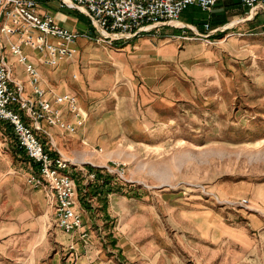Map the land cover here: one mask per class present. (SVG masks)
<instances>
[{
    "label": "rangeland",
    "instance_id": "obj_1",
    "mask_svg": "<svg viewBox=\"0 0 264 264\" xmlns=\"http://www.w3.org/2000/svg\"><path fill=\"white\" fill-rule=\"evenodd\" d=\"M235 2L182 14L204 37L176 24L136 37L174 47L157 64L132 67L138 49L124 47L136 38L100 44L93 28L88 43L71 46L78 56L58 68L87 119L76 134L45 127L72 164L88 237L57 227L41 197L44 211L24 206L28 220L20 206L0 210V264H264V12ZM22 52L40 68L37 51ZM3 54L27 83L23 65ZM12 132L0 121L7 172L37 174ZM13 196L0 193V208Z\"/></svg>",
    "mask_w": 264,
    "mask_h": 264
},
{
    "label": "built area",
    "instance_id": "obj_2",
    "mask_svg": "<svg viewBox=\"0 0 264 264\" xmlns=\"http://www.w3.org/2000/svg\"><path fill=\"white\" fill-rule=\"evenodd\" d=\"M59 1L62 8L87 16L93 32L99 37L97 42L109 46L118 40H130L161 27L174 26L190 7L211 13L217 4V0ZM239 1L251 15L264 12V0ZM178 27L190 28L183 24ZM204 30L209 34L212 32L209 23L204 24ZM0 34L19 36L18 45L12 46L11 51L25 66L32 85L29 94L23 83L14 81L12 69L0 54V121L11 126L20 149L36 165L38 173L30 176L28 182L44 191L47 205L54 213L55 225L67 234L79 232L85 240L88 234L82 230L83 218L76 207L78 185L70 171L72 164L60 151L54 150L52 142L48 148L43 137L52 140L45 125L76 134L84 127L87 115L82 113L76 97L71 94L48 98V92L40 87L37 68L22 52L23 46H29L41 54L45 65L56 67L65 58L73 56L71 46L82 35L61 27L54 17L40 14L33 0H0ZM64 106L76 122L65 118Z\"/></svg>",
    "mask_w": 264,
    "mask_h": 264
},
{
    "label": "crops",
    "instance_id": "obj_3",
    "mask_svg": "<svg viewBox=\"0 0 264 264\" xmlns=\"http://www.w3.org/2000/svg\"><path fill=\"white\" fill-rule=\"evenodd\" d=\"M33 1H35L37 3L38 12L40 14L50 15V16L54 17L56 22L61 27L66 28L70 31H73V32H76V33L82 35L81 37L85 38L83 41L88 43L87 42V40H88L87 36H91L90 31L92 29V26H91L90 21L87 18V16H85L84 14H82L78 11L70 10L67 8H62L60 6L59 0H33ZM221 1L222 0H217L216 6ZM232 2L233 1H231L230 3H232ZM235 3L240 4V1L236 0ZM41 4L47 6V8H48L47 11L41 10V9L39 10V5L41 6ZM79 16L82 17L83 19L85 18L88 26L82 23ZM238 22H239V20L234 22L233 24L228 25V26L236 25ZM181 23L183 25L189 26L190 27L189 29H191V31H193L192 32L193 34L200 33L198 28L195 25L187 23L183 20L181 21ZM80 26L82 27V30H83L82 33L78 32ZM186 29H188V28H186ZM203 29H204V27H203ZM182 32H183V34L186 33L185 30H182ZM4 36H6V35L0 34V54L5 58V61L7 62L6 57L3 54V49H6V51H9L12 54L11 48H12V46L18 45L20 38H19V36H13V37L6 36V42L4 44L3 43V37ZM145 36L146 35H143L141 38H136L135 40L127 43L124 47V49H128L129 47L135 46L134 48L138 49L135 52L136 54L134 55V57L132 59H130V61L132 62V63L130 62V64H132V67L137 66V65L147 66L149 64L150 65L157 64L159 59L169 58L170 56H172V52L174 51L173 46L161 48V50L158 48H152V46H154V45H152L151 40ZM15 37H17V38H15ZM161 37H162V35H161ZM181 37H182V35L172 36V39H181ZM14 38L16 39L15 42H13V40H12ZM163 38H170V37H167V35H165ZM169 40L170 39H167L166 41H169ZM163 41L164 40H162V42ZM85 42H83L82 44H79V46L80 47L86 46V44H84ZM124 49H116V50H124ZM73 50H74V54L71 57L72 59L68 60L69 64H72L75 61L76 57L78 56V49L73 48ZM38 54H39V52H38ZM39 55H40L39 61H40V65H41L40 68L38 67L39 69L37 68V66L35 65V63L33 61L32 62L30 60L29 61L37 68V70L39 72V76H40V87L42 89H45L48 92L47 97L50 99H53L55 96H59L61 94H70L71 91L67 89V84H66V80H68V76L66 75V70L65 69L59 70L58 67L60 65H58L56 67H50V66L45 65L43 63V59H41V54H39ZM119 55H120V53L117 54L116 59L113 58V56L109 53L106 56L109 59V61L116 60V61L121 62L122 56H119ZM17 61H18V58H17ZM18 63H19V61H18ZM62 63L60 62L59 64H62ZM7 64L9 65L8 62H7ZM133 64H135V65H133ZM23 67H24V71H25V66L23 65ZM10 68H11V66H10ZM26 75L28 77L27 83H25L21 79L13 78V76H12V78L16 82L23 83L26 91L29 94H31L32 93V85L30 83V78H29L27 73H26ZM65 110H67V109H65ZM67 115L70 116L67 120L70 121V120L74 119V117L72 115H70L69 113H67V111H66L65 116H67ZM5 124H7V123H5ZM7 126L10 128L11 131H13L11 126H9L8 124H7ZM46 129L52 137V140H51L49 137L46 136L47 139L51 140L49 142H52V144L54 145V147H53L54 150L55 149L57 150V143L55 140L57 134L55 135L47 127H46ZM57 129L59 131H63L59 128H57ZM3 153H4V151H2V148L0 146V164L2 165V168H4L6 170V171H4V173L2 171H0V193L4 192V194H5V192H8V195H9V192L10 193L12 192L14 194V196L12 198L11 203L10 202L3 203L4 201H2V207L0 208V210L6 211V213H7L8 208H10V209H13L14 213H15L16 211L18 212V209L20 206L22 208L21 220H28L27 215H25V211H29V210H28V208H25L24 206L28 207V205L36 203L37 206L41 208V211H44V210L46 211V209H48V205H47V200H46L44 191L40 188L30 186V184L28 182V180L31 176L30 173L25 174V175H17V173H14V172H7L8 168H9L8 162H10V161H9L7 155H5ZM26 161L31 165V167L33 169H37L36 165L33 162H31L29 159H27ZM41 197L43 198V201L45 204L44 210L40 204V198ZM5 205H7L8 207L4 208ZM12 205H14V207ZM12 219H16L14 215L12 216ZM18 219H20V218L18 217Z\"/></svg>",
    "mask_w": 264,
    "mask_h": 264
},
{
    "label": "trees",
    "instance_id": "obj_4",
    "mask_svg": "<svg viewBox=\"0 0 264 264\" xmlns=\"http://www.w3.org/2000/svg\"><path fill=\"white\" fill-rule=\"evenodd\" d=\"M32 162V161H31ZM88 168L91 170V171H96L94 168H92L91 166H88ZM99 173V171H97ZM74 177V176H73ZM75 178V177H74ZM76 180V178H75ZM77 182V181H76ZM109 184V182H105V184L103 185V187H107V185ZM78 185V184H77Z\"/></svg>",
    "mask_w": 264,
    "mask_h": 264
},
{
    "label": "bare ground",
    "instance_id": "obj_5",
    "mask_svg": "<svg viewBox=\"0 0 264 264\" xmlns=\"http://www.w3.org/2000/svg\"><path fill=\"white\" fill-rule=\"evenodd\" d=\"M176 25H179V26H180V25H181V23H180V22H178V23H176ZM224 29H226V28H224Z\"/></svg>",
    "mask_w": 264,
    "mask_h": 264
}]
</instances>
